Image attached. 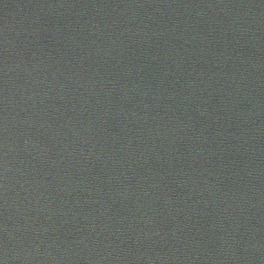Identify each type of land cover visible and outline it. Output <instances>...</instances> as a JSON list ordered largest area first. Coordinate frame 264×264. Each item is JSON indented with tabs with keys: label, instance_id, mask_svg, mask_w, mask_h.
I'll use <instances>...</instances> for the list:
<instances>
[{
	"label": "water",
	"instance_id": "95a60500",
	"mask_svg": "<svg viewBox=\"0 0 264 264\" xmlns=\"http://www.w3.org/2000/svg\"><path fill=\"white\" fill-rule=\"evenodd\" d=\"M0 264H264V0H0Z\"/></svg>",
	"mask_w": 264,
	"mask_h": 264
}]
</instances>
